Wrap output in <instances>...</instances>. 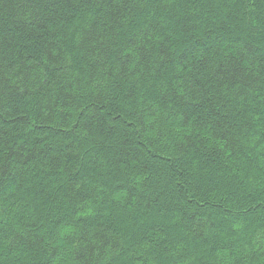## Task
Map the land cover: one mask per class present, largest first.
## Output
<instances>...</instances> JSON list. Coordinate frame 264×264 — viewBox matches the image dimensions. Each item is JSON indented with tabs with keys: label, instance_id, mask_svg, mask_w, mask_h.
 <instances>
[{
	"label": "trees",
	"instance_id": "obj_1",
	"mask_svg": "<svg viewBox=\"0 0 264 264\" xmlns=\"http://www.w3.org/2000/svg\"><path fill=\"white\" fill-rule=\"evenodd\" d=\"M0 264H264V0H0Z\"/></svg>",
	"mask_w": 264,
	"mask_h": 264
},
{
	"label": "rangeland",
	"instance_id": "obj_2",
	"mask_svg": "<svg viewBox=\"0 0 264 264\" xmlns=\"http://www.w3.org/2000/svg\"><path fill=\"white\" fill-rule=\"evenodd\" d=\"M256 212L255 213H257V214H259L258 212H259V209L258 210H255ZM230 217H231V215H229Z\"/></svg>",
	"mask_w": 264,
	"mask_h": 264
}]
</instances>
